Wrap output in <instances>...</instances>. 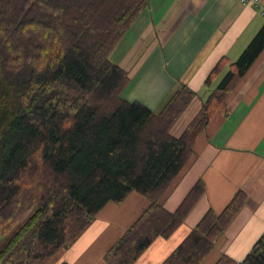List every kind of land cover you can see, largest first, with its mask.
Listing matches in <instances>:
<instances>
[{"label": "trees", "instance_id": "obj_1", "mask_svg": "<svg viewBox=\"0 0 264 264\" xmlns=\"http://www.w3.org/2000/svg\"><path fill=\"white\" fill-rule=\"evenodd\" d=\"M150 0H0V264H47L114 202L138 192L149 207L106 254L135 264L170 238L205 194L199 181L175 212L161 204L195 140L264 51V25L239 58L210 73V93L181 136L171 131L197 94L176 90L161 112L122 95L129 72L110 54ZM246 195L208 211L166 264H200ZM264 264V234L242 262Z\"/></svg>", "mask_w": 264, "mask_h": 264}, {"label": "crops", "instance_id": "obj_2", "mask_svg": "<svg viewBox=\"0 0 264 264\" xmlns=\"http://www.w3.org/2000/svg\"><path fill=\"white\" fill-rule=\"evenodd\" d=\"M263 25L261 11L242 0H150L110 54L131 77L122 98L159 113L187 86L197 96L171 131L181 136L190 123L183 125L186 115L195 102L200 110L210 93L205 83L212 70L224 57L235 62ZM193 151L161 204L175 212L199 181L205 194L178 230L157 239L135 264H166L208 211L220 214L240 192L245 205L200 264H216L223 255L242 262L263 236L264 51L229 96L228 113L209 121ZM149 205L138 192L121 204H107L83 235L47 264H108L106 254ZM8 239L0 240V251Z\"/></svg>", "mask_w": 264, "mask_h": 264}, {"label": "rangeland", "instance_id": "obj_3", "mask_svg": "<svg viewBox=\"0 0 264 264\" xmlns=\"http://www.w3.org/2000/svg\"><path fill=\"white\" fill-rule=\"evenodd\" d=\"M194 99H195V98H194ZM194 99L192 100V102L194 101ZM192 102L190 103V105L192 104ZM190 105H189V106H190ZM197 105H199L198 102H195L194 106H193V107L191 108V110H190L191 112L188 113V115H186V118H185L184 122H182L183 125H184V123H189V122L192 123L193 120L196 118V116L198 115V113H199L200 110L202 109V107H201L200 110L197 109V108H196ZM189 106H188V108H189ZM188 108H187V109H188ZM198 108H200V107H198ZM187 109H186V110H187ZM198 110H199V111H198ZM195 113H196L197 115H195V116L191 119L192 115L195 114ZM183 114H184V113H183ZM180 118H181V117H180ZM190 123H189V124H190ZM172 129H173V128H172Z\"/></svg>", "mask_w": 264, "mask_h": 264}, {"label": "built area", "instance_id": "obj_4", "mask_svg": "<svg viewBox=\"0 0 264 264\" xmlns=\"http://www.w3.org/2000/svg\"><path fill=\"white\" fill-rule=\"evenodd\" d=\"M243 4H254L264 16V3L262 0H242Z\"/></svg>", "mask_w": 264, "mask_h": 264}]
</instances>
